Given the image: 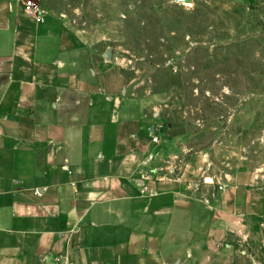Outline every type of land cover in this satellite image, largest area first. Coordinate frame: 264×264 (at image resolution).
<instances>
[{
	"label": "crops",
	"instance_id": "0c3cea01",
	"mask_svg": "<svg viewBox=\"0 0 264 264\" xmlns=\"http://www.w3.org/2000/svg\"><path fill=\"white\" fill-rule=\"evenodd\" d=\"M72 1L0 0V264H235L264 189L163 134L119 19L76 26Z\"/></svg>",
	"mask_w": 264,
	"mask_h": 264
},
{
	"label": "rangeland",
	"instance_id": "374dc122",
	"mask_svg": "<svg viewBox=\"0 0 264 264\" xmlns=\"http://www.w3.org/2000/svg\"><path fill=\"white\" fill-rule=\"evenodd\" d=\"M68 4L56 7L76 26L119 19L113 47L130 93L150 102L163 134L183 136L206 166L264 189V0ZM243 247L235 264H264L260 220Z\"/></svg>",
	"mask_w": 264,
	"mask_h": 264
},
{
	"label": "built area",
	"instance_id": "2783aa9c",
	"mask_svg": "<svg viewBox=\"0 0 264 264\" xmlns=\"http://www.w3.org/2000/svg\"><path fill=\"white\" fill-rule=\"evenodd\" d=\"M25 11L35 15L38 19L42 18L43 10L36 0H23ZM158 140L157 137H154V141Z\"/></svg>",
	"mask_w": 264,
	"mask_h": 264
},
{
	"label": "water",
	"instance_id": "95a60500",
	"mask_svg": "<svg viewBox=\"0 0 264 264\" xmlns=\"http://www.w3.org/2000/svg\"><path fill=\"white\" fill-rule=\"evenodd\" d=\"M187 1H189V0H187Z\"/></svg>",
	"mask_w": 264,
	"mask_h": 264
}]
</instances>
